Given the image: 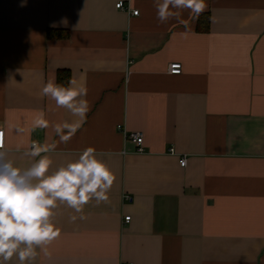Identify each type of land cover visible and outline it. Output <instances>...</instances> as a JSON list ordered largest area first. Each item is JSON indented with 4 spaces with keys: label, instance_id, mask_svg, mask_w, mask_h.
<instances>
[{
    "label": "crops",
    "instance_id": "crops-1",
    "mask_svg": "<svg viewBox=\"0 0 264 264\" xmlns=\"http://www.w3.org/2000/svg\"><path fill=\"white\" fill-rule=\"evenodd\" d=\"M206 3L201 31L186 10L187 29L159 23L154 0H0L4 150L25 167L33 142L55 145L41 154L55 170L93 146L115 175L107 202L55 210L60 235L35 264H264V0ZM59 71L90 105L67 143L54 126L68 112L41 96Z\"/></svg>",
    "mask_w": 264,
    "mask_h": 264
},
{
    "label": "clouds",
    "instance_id": "clouds-1",
    "mask_svg": "<svg viewBox=\"0 0 264 264\" xmlns=\"http://www.w3.org/2000/svg\"><path fill=\"white\" fill-rule=\"evenodd\" d=\"M154 7L159 23L174 19L187 29L188 22L181 19V13L186 10L195 20L208 5L206 0H154ZM87 93L86 85L78 84L75 78L66 85L55 77L43 84L41 96L54 101L56 108L65 109L70 117L54 126L62 142L67 143L85 123L90 110ZM33 127H48L43 113L33 120ZM16 131L22 133L24 129L16 127ZM3 135L0 132V264H11L14 258L18 264H35L38 250L48 255L47 246L60 235L53 220L55 210L66 205L80 213L92 200L107 202L115 175L101 158L107 154L93 146L52 170L53 161L41 154L53 151L55 145L33 142L23 152L31 163L17 166L4 150Z\"/></svg>",
    "mask_w": 264,
    "mask_h": 264
},
{
    "label": "built area",
    "instance_id": "built-area-1",
    "mask_svg": "<svg viewBox=\"0 0 264 264\" xmlns=\"http://www.w3.org/2000/svg\"><path fill=\"white\" fill-rule=\"evenodd\" d=\"M116 8H119L120 10L127 12L131 15H137L138 14V10L137 9H132L130 8V6L127 4L125 5L124 2L122 1H118L115 4ZM168 72L171 74H178L181 72V64L178 62H172L169 64L168 66ZM118 128H120V126H117ZM0 132H3L4 134V129L1 127L0 125ZM125 136L127 138V140L129 142H131L134 145L135 151L136 152H143L144 151V147H143V133L137 130H133V131H129V132H125ZM36 143V142H35ZM3 146H4V135H3ZM169 151L173 152V149H170ZM179 164L181 166L185 165L186 159L184 156H181L179 158ZM125 221L129 220V216H125L124 217ZM128 264H133L131 262H129Z\"/></svg>",
    "mask_w": 264,
    "mask_h": 264
},
{
    "label": "trees",
    "instance_id": "trees-1",
    "mask_svg": "<svg viewBox=\"0 0 264 264\" xmlns=\"http://www.w3.org/2000/svg\"><path fill=\"white\" fill-rule=\"evenodd\" d=\"M199 22H201V26L199 27V30L201 31H206L208 28V18L207 16H199L198 18ZM203 20V21H202ZM47 36L49 38H67L68 37V32L67 31H60V30H48L47 31ZM69 80V72L68 71H59L57 75V82L62 83V84H67Z\"/></svg>",
    "mask_w": 264,
    "mask_h": 264
}]
</instances>
